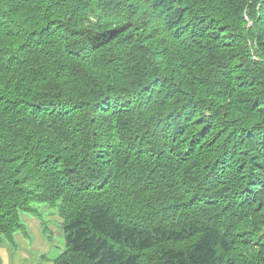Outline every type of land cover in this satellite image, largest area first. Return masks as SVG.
<instances>
[{
	"label": "trees",
	"instance_id": "obj_1",
	"mask_svg": "<svg viewBox=\"0 0 264 264\" xmlns=\"http://www.w3.org/2000/svg\"><path fill=\"white\" fill-rule=\"evenodd\" d=\"M34 202L51 264H264V0H0V242Z\"/></svg>",
	"mask_w": 264,
	"mask_h": 264
},
{
	"label": "rangeland",
	"instance_id": "obj_2",
	"mask_svg": "<svg viewBox=\"0 0 264 264\" xmlns=\"http://www.w3.org/2000/svg\"><path fill=\"white\" fill-rule=\"evenodd\" d=\"M32 207L37 213L36 216L20 213V221L26 227L27 235L15 232L13 239L16 244L10 243L6 238L0 242L2 264H51L62 251V219L57 209L45 202H34ZM41 221L44 222L41 224ZM43 228L52 232V240L45 239L41 231Z\"/></svg>",
	"mask_w": 264,
	"mask_h": 264
}]
</instances>
